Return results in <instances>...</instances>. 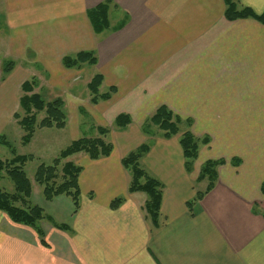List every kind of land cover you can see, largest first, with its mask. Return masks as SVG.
I'll return each instance as SVG.
<instances>
[{
  "label": "crops",
  "instance_id": "1",
  "mask_svg": "<svg viewBox=\"0 0 264 264\" xmlns=\"http://www.w3.org/2000/svg\"><path fill=\"white\" fill-rule=\"evenodd\" d=\"M102 1H3L5 53L37 66L71 105L93 110L97 126L109 127L104 139L112 151L67 158L81 166L76 211L70 196L47 200L40 185L35 197L32 184L30 203L50 219L28 227L0 211V264H264V23L227 20L224 0H111L110 28L95 33L87 11ZM237 4L264 11V0ZM84 50L94 52L96 64L62 65L64 56ZM86 65L95 68L91 78L102 75L100 93L114 89L109 99L91 103L90 94L68 93ZM16 87L7 91L12 108ZM160 105L190 123L199 140L209 139L199 142L189 169L180 133L164 138L157 127L142 129ZM121 113L130 122L116 129ZM144 143L139 166L163 186L155 224L145 193L128 191L131 174L121 162ZM207 160L223 162L214 186L194 201L207 186L197 180Z\"/></svg>",
  "mask_w": 264,
  "mask_h": 264
},
{
  "label": "trees",
  "instance_id": "2",
  "mask_svg": "<svg viewBox=\"0 0 264 264\" xmlns=\"http://www.w3.org/2000/svg\"><path fill=\"white\" fill-rule=\"evenodd\" d=\"M111 0H103L95 7L87 11V16L95 33H100L110 28L108 21V13L111 6ZM225 10L224 16L227 20H236L239 18H253L261 23H264V11L261 14H256L248 7H239L237 0H224ZM118 28V27H117ZM116 28V29H117ZM94 65L97 63V57L93 51H79L74 55H66L62 59V65L65 68H74L82 64ZM15 63L12 60L4 61L1 64L3 75L8 74L13 69ZM102 82V75L96 73L88 82L87 88L91 95V103H96L99 100H107L111 97L114 89H110L105 93L99 92V86ZM38 83L33 77L24 80L20 85L22 95L19 97L18 107L22 111V115L15 112L13 117L17 119L18 124L22 127L25 134L22 136V143H29L33 137L36 128H64L66 126V113L64 101L61 97H55L46 101L40 92L35 91ZM44 112V117L37 121V114ZM182 118L174 114L169 108L164 105L158 106L144 121L142 129L144 133H150V126H156L164 138H170L181 132L180 123ZM130 122V117L126 113H121L116 116L113 121V127L122 129ZM186 130L180 133L179 144L181 146L187 169L192 166L193 161L198 154L199 142L208 144L209 139L204 137L199 140L190 130V123L185 121ZM98 136L95 137H79L73 140L68 146L62 149L58 156L53 159L49 165L40 164L35 172V181L43 187V196L50 200L57 195H68L71 197L75 207L78 209L79 204V184L78 176L81 172V166L75 164L68 157L83 152L89 159H98L108 156L112 151L111 143L104 139V136L109 132L107 126H97ZM0 143L9 147L13 152V156L8 160L0 158V177L3 173L9 177L14 185V192H6L0 187V211L5 213L8 218L17 224L28 227H37L43 219H50L49 216L37 205L31 204L29 201L31 195V182L27 178L23 165L27 160L33 158L31 155H17L14 149H11L10 143L3 135ZM4 138V139H3ZM146 143L140 145L133 151H130L121 160L123 166L130 171L131 180L128 191H141L145 193L146 200L144 209L147 216L153 224L157 222L159 208L162 198V183L149 176L144 169L139 166L140 157L147 151ZM66 160L61 167V179L57 173V166L61 160ZM221 160H207L199 170L197 180L206 179L207 186L203 192L196 195L195 200L201 198L208 192L217 179L216 169L222 164ZM123 201L122 198H115L111 201V208L115 209ZM194 201H188L187 206L190 208ZM60 229H67L63 224H54Z\"/></svg>",
  "mask_w": 264,
  "mask_h": 264
},
{
  "label": "rangeland",
  "instance_id": "3",
  "mask_svg": "<svg viewBox=\"0 0 264 264\" xmlns=\"http://www.w3.org/2000/svg\"><path fill=\"white\" fill-rule=\"evenodd\" d=\"M3 1L4 0H0V36L1 34H5L3 40L7 41L8 35L7 30L5 28L4 16L2 13ZM5 52L10 53V49L7 44L3 43L0 37V136L3 135L5 137V139L11 145V149H14L15 154L33 156L32 159L27 160L24 163L23 170L27 178L33 185V192L34 196L36 197L40 194L42 189L40 184H38L34 179V175L38 166L40 164H51L53 159L58 156L59 152L66 146H68L73 140L83 136H98V121L95 117V114L93 113V110L90 111V108L87 109L88 106L82 105V107L80 106L79 108H76V106L70 104L72 101L67 98V95L69 94H67L66 92L61 93L49 88L45 83V78H47V76L43 74H38L40 70L39 68H37V66H23L22 64H25V62L22 59H14L11 55H7ZM8 60L14 61L15 65L10 75H3L1 71V64L2 62ZM94 73L95 68L93 66H84V68L80 71L77 76L76 84L69 89L68 93H75L77 94V96L82 98L88 97L90 93L87 88V82L90 80L91 76ZM32 77L36 79L38 83L36 91L40 92L46 101H49L55 97L63 98V96H66V102L69 101L67 106H65L66 126L61 129L54 127L36 128L30 142L23 144L22 136L25 134V132L22 127L18 124L17 119L12 116L15 112L19 113V116L22 115V111L19 109L17 104L19 101V97L22 95V93L20 91V87L18 88L16 84ZM13 87L14 89L16 87V91L14 92L13 90V92L15 100L17 101H15L16 105L14 108H12L13 100L11 99V97L8 98L7 94V91L10 89L9 92H11ZM7 100L8 102L4 103ZM88 111L90 114L88 113ZM43 117L44 112L38 113L37 121H40V119ZM185 124V120L183 119V121L180 123L181 131L187 129H185ZM154 127L156 126H150L149 130L153 131L154 129H156ZM1 139L2 138L0 137V140ZM12 156L13 152L10 150V148L0 143V158L2 160H8ZM66 160L62 159L57 166V173L59 174V179H61V167ZM71 160L76 161L77 159L71 157ZM0 187L6 192H14V185L9 179V177L6 175V173H3V176L0 177ZM199 188H202V185H199Z\"/></svg>",
  "mask_w": 264,
  "mask_h": 264
}]
</instances>
